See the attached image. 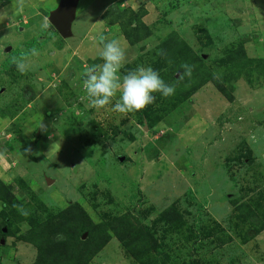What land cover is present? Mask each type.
Segmentation results:
<instances>
[{
  "label": "rangeland",
  "instance_id": "1",
  "mask_svg": "<svg viewBox=\"0 0 264 264\" xmlns=\"http://www.w3.org/2000/svg\"><path fill=\"white\" fill-rule=\"evenodd\" d=\"M108 1L77 0L61 36L49 20L61 0H24L22 9L0 0V180L13 197L12 207L0 200V229L10 234L0 235V264H33L36 248L20 239L28 219L72 204L94 236L110 235L88 264H138L109 229L117 220L158 240L160 257L146 254L152 264H264V0L116 1L145 11L150 34L133 45L101 19ZM100 35L126 50L122 72L151 66L175 94L155 93L134 114L112 110L119 93L91 107L81 77L103 62ZM171 35L195 57L190 78L166 57L175 45L162 57L157 49ZM15 50L28 54L23 74L12 62L3 69ZM169 209L174 227L162 218Z\"/></svg>",
  "mask_w": 264,
  "mask_h": 264
},
{
  "label": "trees",
  "instance_id": "2",
  "mask_svg": "<svg viewBox=\"0 0 264 264\" xmlns=\"http://www.w3.org/2000/svg\"><path fill=\"white\" fill-rule=\"evenodd\" d=\"M119 6L121 4L116 3L110 6L103 14L102 20L109 26L118 25L121 28L124 39L130 45L136 44L147 37L150 34V29L142 22L145 11L141 8L139 11L143 12L140 13L131 8L121 9ZM173 37L171 35L167 39L168 48L165 43H161L157 49L161 51L162 57L175 45L174 53L170 56H166L167 54L165 56L171 57L174 70L183 71L184 69L181 65L187 63L189 59L193 60L195 57L188 52L187 46L182 41L178 40L173 44ZM163 46L164 48L166 47L167 51L163 52ZM21 53V50L12 52L10 58L4 61L3 69H6L8 64L11 63L13 56L19 57ZM200 59L198 57V60ZM248 62L256 64L261 62V60L251 59ZM215 83L225 98L228 101H232V94L228 93L216 81ZM0 200L6 205L13 206L12 194L1 180ZM246 208L249 209L247 206ZM162 218L171 227L178 224V215L174 210L169 209L163 212ZM122 220L124 219L122 218ZM28 222L30 228L27 230V235L20 236V239L36 248L37 255L33 264H88L94 254L108 242L110 237V235L106 237L93 235V230L96 226L78 204L69 205L59 216L48 220L38 222L33 218H29ZM109 229L113 232L114 237L121 242L126 252L138 264H152V261L147 260L146 254L148 256L150 253H157L158 240L153 239L152 234L145 226L136 225L130 220H117L115 224L110 225ZM84 233L87 234V237L82 240ZM0 235L7 237L10 234L8 229L6 232L0 229Z\"/></svg>",
  "mask_w": 264,
  "mask_h": 264
},
{
  "label": "clouds",
  "instance_id": "3",
  "mask_svg": "<svg viewBox=\"0 0 264 264\" xmlns=\"http://www.w3.org/2000/svg\"><path fill=\"white\" fill-rule=\"evenodd\" d=\"M13 6L22 9L24 0H15ZM41 27L45 30L49 27L46 19ZM98 42L101 46L99 58L103 62L88 66L81 77L91 107L105 108L112 103L119 93V98L112 110L124 115L134 114L154 103L155 93H159L165 98L175 94V85L167 84L161 78L160 73L151 66H137L134 69L122 72L127 58L126 50L121 46L118 39L109 40L107 36L100 35ZM30 55L33 57L38 56L39 51L33 47L30 50ZM27 59L28 54L22 52L19 57L13 56L11 62L23 74L31 67L26 63ZM181 67L184 72L180 78L183 79L184 76L190 78L193 66L185 63ZM15 207L22 216H29V211L22 205H16ZM24 227H27V225L25 224Z\"/></svg>",
  "mask_w": 264,
  "mask_h": 264
},
{
  "label": "water",
  "instance_id": "4",
  "mask_svg": "<svg viewBox=\"0 0 264 264\" xmlns=\"http://www.w3.org/2000/svg\"><path fill=\"white\" fill-rule=\"evenodd\" d=\"M76 3L77 0H61L58 8L50 15L51 25L61 36L69 35V27L73 20Z\"/></svg>",
  "mask_w": 264,
  "mask_h": 264
},
{
  "label": "crops",
  "instance_id": "5",
  "mask_svg": "<svg viewBox=\"0 0 264 264\" xmlns=\"http://www.w3.org/2000/svg\"><path fill=\"white\" fill-rule=\"evenodd\" d=\"M116 1H120V0H115V2H116ZM108 2H109V1H108ZM115 2H114V3H115ZM112 3H113V2H111V4H112ZM108 5L110 6V2L108 3ZM131 9H132V8H131ZM101 19H102V18H101Z\"/></svg>",
  "mask_w": 264,
  "mask_h": 264
}]
</instances>
